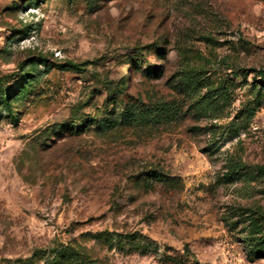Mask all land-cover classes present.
<instances>
[{
	"label": "rangeland",
	"instance_id": "374dc122",
	"mask_svg": "<svg viewBox=\"0 0 264 264\" xmlns=\"http://www.w3.org/2000/svg\"><path fill=\"white\" fill-rule=\"evenodd\" d=\"M0 78V264H264V0H0Z\"/></svg>",
	"mask_w": 264,
	"mask_h": 264
},
{
	"label": "trees",
	"instance_id": "16d2710c",
	"mask_svg": "<svg viewBox=\"0 0 264 264\" xmlns=\"http://www.w3.org/2000/svg\"><path fill=\"white\" fill-rule=\"evenodd\" d=\"M41 63H45L46 59L43 57L39 58ZM68 68L71 69H82L80 68V64L78 63H74L71 61L66 62V64L64 65ZM161 74V69L160 68H156L154 70H147V75L149 76H159ZM124 79V86H126V78ZM1 80V78H0ZM178 85L180 86H186L187 84L190 83L191 88L195 89L196 88V81H195V77L193 75H183L180 80H178ZM21 89H25V86ZM191 89V90H192ZM0 91H1V95H2V102L6 108V110L11 114V99L14 96V94H9L7 90L3 89L2 86H0ZM122 92V91H121ZM113 102L115 104L118 103L119 98L118 97H114L112 98ZM122 101V102H121ZM120 103H124L123 107L119 109V112L117 113V115L120 117L121 121L127 125H137V126H146V125H153V127L156 125V123H158L160 120L165 119V114L167 112H169L170 114L172 113V109H169V107L167 106H160V107H156V108H137L135 103H131L130 102H125L124 100H120ZM108 120L106 122H110L113 121V117L107 118ZM81 125H86V122H83ZM61 130H68L71 131L72 133H78L79 128L77 126H74L72 124H63L58 126L55 132H59ZM152 177L154 178L155 181H160L162 183H166L168 185H172L174 184V178L162 173V172H158V171H153L152 172ZM255 240V239H254ZM250 242V247L252 249H250L251 253H255L257 255H264V237L259 239L260 243L255 244L253 241H249ZM68 252V254H67ZM65 259H69V261H75V264H92L87 258H86V253L83 249H75V248H63V250H60L53 258H52V262L54 264H60L62 260V258Z\"/></svg>",
	"mask_w": 264,
	"mask_h": 264
}]
</instances>
